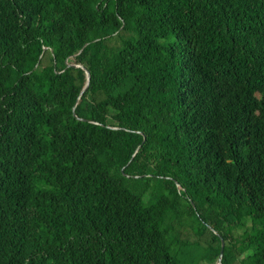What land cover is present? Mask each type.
Masks as SVG:
<instances>
[{"label": "trees", "instance_id": "trees-1", "mask_svg": "<svg viewBox=\"0 0 264 264\" xmlns=\"http://www.w3.org/2000/svg\"><path fill=\"white\" fill-rule=\"evenodd\" d=\"M223 241L264 264V0H0V264Z\"/></svg>", "mask_w": 264, "mask_h": 264}, {"label": "water", "instance_id": "water-1", "mask_svg": "<svg viewBox=\"0 0 264 264\" xmlns=\"http://www.w3.org/2000/svg\"><path fill=\"white\" fill-rule=\"evenodd\" d=\"M87 75H88V79H89L90 76H89V73H88V72H87ZM224 247H225V242L223 241V242H222V250H221L220 256H219V258H218V262H217V264H222L223 253H224Z\"/></svg>", "mask_w": 264, "mask_h": 264}]
</instances>
